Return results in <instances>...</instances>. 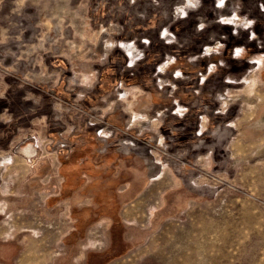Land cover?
<instances>
[{
  "label": "rangeland",
  "instance_id": "374dc122",
  "mask_svg": "<svg viewBox=\"0 0 264 264\" xmlns=\"http://www.w3.org/2000/svg\"><path fill=\"white\" fill-rule=\"evenodd\" d=\"M103 2L0 0V12L7 14L8 4L22 9L26 17L17 18L19 25L8 30L6 22L7 38L27 25L25 50L34 48L42 67L52 50L66 57L85 78L81 82L90 81L109 46L121 45L133 64L142 52L140 39L145 43L159 34L165 42L176 41L136 13L134 23L146 29L141 36L132 31L139 42L118 41L120 24L98 13ZM149 6L138 12L147 13ZM177 7L175 13L183 12ZM219 20L235 27L246 23L234 16ZM261 40L253 49L259 55L240 44L233 48L244 59L227 65L226 73L241 81L223 97L222 103L231 104L218 111L207 108L186 118L189 112L176 103L163 104L176 95L183 76L170 55L152 74L159 94L138 86L129 95L120 89L105 93L103 116L72 113L87 125L65 145L62 137L70 130L60 135L61 129H50L52 122H68L70 106L57 100L53 121L47 116L38 128L20 132H37V151H23L1 170L0 264H264ZM220 47L215 42L198 55L210 63Z\"/></svg>",
  "mask_w": 264,
  "mask_h": 264
},
{
  "label": "crops",
  "instance_id": "0c3cea01",
  "mask_svg": "<svg viewBox=\"0 0 264 264\" xmlns=\"http://www.w3.org/2000/svg\"><path fill=\"white\" fill-rule=\"evenodd\" d=\"M103 1L101 5L104 4V7L98 8L100 10L98 13H100L99 15H108L120 24V31L116 35L118 41L134 40L139 42V38H133L132 35L140 34L141 36L144 34L146 29L135 24L131 17L134 13L138 17L145 18L146 26H154L153 30L157 31L160 28V31L172 33L175 35L176 41L165 42L159 34L155 37L145 38L147 39L145 43L142 41L143 39H140L141 42L138 43V46L142 52L139 59L135 60L133 64L121 45L109 46L105 48L103 62L100 61L96 64L98 68H95L96 66L93 68L94 74L90 81L81 82V78L84 80L85 78L81 73L72 69L66 57L52 50L55 54L52 51L48 52V63L47 65L44 63V67H42L38 56L34 54V48L28 47L25 50L28 44L26 39L29 36L25 34L27 25L20 24L22 30L19 36L7 38L6 22L9 24L8 30L19 25L16 22L17 18L24 17L25 19L26 17L22 9L15 11L16 9L11 8L8 4L10 11L7 14L5 11L0 12V188L3 181V171L1 170L5 164L23 151H37L39 143L36 138L37 132L34 134L28 132L29 136H23L20 132L25 129L38 128L41 122L46 121L47 116H49V120H52L54 110H59V106H61V104L57 105V100L70 106L65 109L68 122L60 124L52 122L50 129H52L51 132L56 131V133L61 129L60 135L65 133L64 130H70V132L66 131L67 136L62 137L64 141L62 145H65L67 141H73L76 133L83 128L86 129L87 125L86 122L83 123L82 119H76V115L72 113L75 110L78 112L77 114L87 111L95 114L100 113L99 116H103L101 115L103 114L102 101L106 98L105 93L112 96L115 91L120 89L119 93L129 95L134 86H138L143 93L159 94V87H155L152 74H155L157 67L170 55L179 64L183 76L180 78L176 95L164 98L163 104L170 106L176 103L190 115H198L206 111L204 109L207 108L218 111L220 106L224 105L227 108L231 104L225 101L222 103L223 97L227 94V90L238 85L241 81L238 76L226 73L229 72L227 65L235 66L244 59L240 55H235L233 48L236 47V44H240L243 46V51H249L252 55L254 47H261L258 43L264 38L261 36L264 29L259 25H264V0ZM148 3L150 6L147 13L138 12L142 11ZM176 7H182L183 12L176 11L175 13ZM34 16L37 18L38 14ZM232 16L244 18L246 23L235 27L219 20V17ZM200 22L204 26L198 30ZM176 26L182 30L181 34L176 32ZM133 27H137L136 30H132ZM132 31L133 34H131ZM242 32H244V40L239 38ZM196 37H201V40L198 38V52L182 55L181 51L190 47ZM11 41L13 44L7 45ZM215 42L219 43L221 47L212 52L211 61L206 64L204 62L206 55L198 54L203 47L210 46ZM12 49L15 52H11ZM8 51L10 53L7 54ZM255 54L257 53H254L253 56ZM226 55H228V59L225 58ZM252 61L247 60L246 62L252 63ZM143 65L146 67L144 68ZM180 95L188 97L189 102L181 103ZM99 121L101 122L100 119ZM203 123L202 126H204ZM109 132L112 131L109 130ZM56 133L51 134L54 136L57 135Z\"/></svg>",
  "mask_w": 264,
  "mask_h": 264
},
{
  "label": "trees",
  "instance_id": "16d2710c",
  "mask_svg": "<svg viewBox=\"0 0 264 264\" xmlns=\"http://www.w3.org/2000/svg\"><path fill=\"white\" fill-rule=\"evenodd\" d=\"M179 27H181V26H179ZM177 29H178V26H177ZM175 30H176V27H175ZM179 31V32H178ZM176 32L178 33V34H181L182 33V30H176ZM243 34L242 35H240V37L239 38H243ZM201 38V37H196V39L193 41V44L190 46V47H188L187 49H184L182 52H186V51H188V50H190L191 52L190 53H197L198 52V50H199V39ZM233 38H235V37H233ZM201 40V39H200ZM237 41H238V38L236 39ZM243 40H244V38H243ZM229 45V44H228ZM253 52V51H252ZM193 55V54H192ZM225 58L226 59H228L229 57H228V55H226L225 56ZM188 117H190V114L188 113V115H187V117L186 118H188Z\"/></svg>",
  "mask_w": 264,
  "mask_h": 264
}]
</instances>
